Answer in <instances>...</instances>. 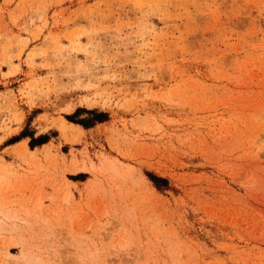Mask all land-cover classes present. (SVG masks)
<instances>
[{
	"label": "rangeland",
	"instance_id": "1",
	"mask_svg": "<svg viewBox=\"0 0 264 264\" xmlns=\"http://www.w3.org/2000/svg\"><path fill=\"white\" fill-rule=\"evenodd\" d=\"M0 264H264V0H0Z\"/></svg>",
	"mask_w": 264,
	"mask_h": 264
},
{
	"label": "trees",
	"instance_id": "2",
	"mask_svg": "<svg viewBox=\"0 0 264 264\" xmlns=\"http://www.w3.org/2000/svg\"><path fill=\"white\" fill-rule=\"evenodd\" d=\"M70 117L71 116H68L67 118L69 119V120H71V121H73L72 119H70ZM73 122H76V123H80V124H83L82 122H80V121H73ZM84 125V124H83ZM46 142V141H45ZM45 142H43V143H45ZM42 144V143H41Z\"/></svg>",
	"mask_w": 264,
	"mask_h": 264
},
{
	"label": "bare ground",
	"instance_id": "3",
	"mask_svg": "<svg viewBox=\"0 0 264 264\" xmlns=\"http://www.w3.org/2000/svg\"><path fill=\"white\" fill-rule=\"evenodd\" d=\"M85 169V167H83V166H80V167H78L77 169H75V170H84Z\"/></svg>",
	"mask_w": 264,
	"mask_h": 264
}]
</instances>
